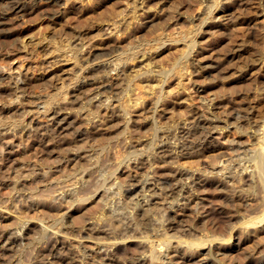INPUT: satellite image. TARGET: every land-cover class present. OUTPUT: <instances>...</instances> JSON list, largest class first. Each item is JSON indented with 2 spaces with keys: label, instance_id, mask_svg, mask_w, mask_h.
Wrapping results in <instances>:
<instances>
[{
  "label": "rangeland",
  "instance_id": "rangeland-1",
  "mask_svg": "<svg viewBox=\"0 0 264 264\" xmlns=\"http://www.w3.org/2000/svg\"><path fill=\"white\" fill-rule=\"evenodd\" d=\"M19 1H21L25 5H29L32 7L37 6V8L34 7V10L31 11L32 13L29 14L28 13H24L23 15L15 14L14 16H12L11 18L12 20L10 19L7 24L3 26L0 25V29L2 28L0 30V64L4 63L7 66H10V70H12V72L14 73L15 70H17V66L20 63H23L21 71H23L25 76L27 75L26 77L29 80L36 79L39 77H43L45 79V82H41V83L39 82V84L30 85L28 88L31 87L32 88L27 89L25 91V93L30 92V94L28 95L30 96L29 98H33L31 100H35V101L45 100V98H48L50 93L51 94L54 92L56 93L57 91H60L63 88L65 89L66 88L65 86L68 85L69 81L74 80L73 78H75V75L79 76L78 79L85 81L86 80L90 81L89 80L91 79L90 77H92V79L94 78L93 79L95 80L94 82L100 80L99 78H101L105 72V70L102 67H100V69L95 72L96 73L95 76L88 75L86 77L84 76L81 77L82 72H80L79 70L78 63L75 64L72 58L68 60H66L65 58L68 57L67 55L68 53L67 54L65 53V51L68 48H73L77 53V57H78L77 61L85 65H86V60H84L85 58L82 57L85 56L83 55V52H86V50H88L87 49L88 46L91 44L94 45V46L91 45L90 48V50L93 52L101 51L103 49L102 47L105 45L108 47L109 45H107L106 43H109L111 46L113 45L116 46L114 51L115 53L128 49L132 50L133 48H134L133 50L137 48L146 49V55L148 57L146 60L150 62L149 63L150 66L148 68H150L151 73H153L154 71V73L157 74V78L150 77V79L146 81V83H144L145 81H140L143 83L142 84L138 83V84L139 85L141 84L142 86H139L136 83V85L134 84V86L132 87V90H130L129 92L130 93L129 96H131L130 99L138 98V101H141L142 103L138 104V106H136L134 109L133 108L130 109L127 118H130V120L134 118L135 119L130 121L131 125L127 129L125 124L127 122L126 117H123L122 119V116L121 117L117 116L118 113H116L117 112L116 109L118 108L117 107L118 102L120 99L124 97L123 94L125 90L123 89L118 90L120 91V93L117 90L115 93L113 91L108 92V90H105V88L98 83L97 84L98 86H95L96 84L90 85L91 88L88 86L87 89L88 88L89 89L88 90L86 89V92L85 90L84 92H80L81 93L80 94L79 92L71 88L72 86H75L77 83L72 86L69 85L67 86L68 87L66 89L67 94L64 97V99L59 98L58 103L56 101L55 106L53 105V108L51 107L48 111L44 113L43 108L45 105L38 104L39 106L37 105L38 107H36V105H34V102L27 101L28 97L27 98H25L24 96L22 97L21 100L22 102L25 103H18L14 99L10 101L9 98H11V96L13 95L12 92L13 90L10 87L12 83L9 84V79H8L9 77L7 73L8 71L4 73L3 77L0 79V81L2 80L6 82V83L2 81L0 82V106H1L0 108H2L0 110V121H2L0 122L1 124L0 126L8 129L9 132L6 134H0V138L2 139L0 140V143H2L0 144V148H1L0 150H2L0 152L3 153L2 155H4V157L6 156L4 159L5 165L0 164V168L3 167L2 168L3 170L0 169V175L2 174L0 177L1 178L0 179V184H1L0 210L4 212L6 211V213H4L6 214L4 216L6 218L0 217V236L3 235L6 236L9 234V232L17 228L20 229L21 233L24 234V238L22 239L20 238L19 239L20 241L17 240L16 244H14L17 247L12 245L11 249H4V248L0 249V264H45V263L50 264L49 262H46L48 256H46L45 254L47 252V251L45 252V242L47 240L48 234L43 230V228L40 225L43 222L45 224L51 223L50 224L51 227L55 230L56 228L58 230L60 229L58 234L55 235L57 239V246L59 249L58 251H59L60 259L66 261L67 259L70 260V257H74V262L72 264L79 263L78 262V259L80 260L79 256L82 255L80 251H82V253L85 251L84 254L88 256L84 258L88 261L86 263L84 262L83 264H88V263L92 264L93 258L98 259L97 261H95L98 264L100 263L109 264L108 262H110V264H126V259H122V257L119 259L120 261L110 259V257L112 256L110 250L106 249L107 252L106 254L104 247H100L101 250H99L100 248H98V246L99 244L101 245L102 240L105 241L106 238L109 237V235L105 233L106 230H112V231L116 230L117 233L120 232L121 236L123 234L124 236H126L127 234L130 236L132 235L133 232L134 233L132 236H136V235L138 236L142 234H151V235L153 234L155 238L163 241L168 240L169 235L172 236L173 239L180 237L183 239H190V238L198 239L200 237L202 239H208L209 237L213 238L212 239L213 241H211L209 238L208 240H205L204 243L201 244L198 243L199 241L197 239L190 241L191 246L193 247V251L191 252H188L184 249L186 245L182 243L179 246L172 239L168 245L167 243L165 245L163 244V246L161 247L159 245H156V247H154L153 251L150 253L151 254L150 257H149V253H146L147 251L149 252L148 250L149 247L144 246L143 249L146 247V249L144 250L146 251L145 253L148 258L146 257L145 258L146 262L144 260V263L142 264H212V263L213 264H252L255 260H257L258 250L264 248L263 243L261 242L258 243V237L259 236L264 237V220H262L263 222L259 221L254 224H249L248 229L246 231L247 234H245L242 238H240L239 235L238 225L241 223L240 221L244 219H249V217L251 216L260 215L261 212H263L264 210V184H263L264 181H262L264 180V170L263 173L261 172L263 175L262 176L263 179L257 181L260 178L259 177L260 175H257L256 178L255 176L253 177V180H255V182L256 181L258 182V188H256L255 191L249 190L252 192L249 193V191L246 192V190H240V186L242 185V183L241 182L238 183L236 179L234 181L233 178L231 177V174L227 172L226 173L220 172L217 169H219L221 166L222 161L220 160H224L228 157L233 162V163L231 162L232 163L231 166L235 164L234 162H238V161H240L241 164L244 162H246L247 164V162H249L248 164L251 165L253 161L251 162L250 158L257 156L260 152L259 147L262 139L260 140V137L259 139L257 137L259 136L258 134L259 132H254L257 134V135L255 134L256 136L255 138L252 135L253 129L251 130L249 129L248 125L245 124L246 122H243V118L237 119L236 121L238 125H240V123L242 122L241 124L242 125L244 124L243 128L245 127L246 130L243 129L244 130L243 132H239L235 130L233 123H230L228 125L229 127L228 128L225 125L226 123L225 121H229V120L233 121L234 120L232 117L233 114L226 115L220 113L221 108H218V106H216L215 101L217 100H215V98H212L214 94L210 93L213 92L218 87L217 88L215 87L213 89L203 85L202 84L203 77H199L195 71H193L195 72V74L192 73L193 66H191V64H189L190 66H188V73L186 74L187 76L184 75L182 78V82L184 81L183 83H185L183 84V86L185 87H180L177 84V79L172 75L173 73L171 69L172 66L171 61L175 62V61H179V59L187 60L188 58L187 62L190 60L189 62L191 63V61L193 62L194 60V62L197 61V63L199 64V62L206 61L207 59L212 57L219 61L221 60L222 56H224L225 54H226L225 56H227V54L229 55V53L231 52L230 49H232L233 46L235 45L234 43L238 42L240 39L244 37H245V41H244L245 43H243V45L244 46L246 45L245 46L246 51H242L241 53L242 59L245 60V58H247V60H249L252 57H255L256 55L258 56L264 55V41L262 40V34L264 32V0L262 1L263 4L261 0H248L247 4L244 5L243 8L239 7L241 11L240 9L237 8L239 11L236 9L238 12L236 10L235 12H233L234 14H238L236 16L239 17V18L236 17L237 19L234 21L233 24L228 25L227 27L221 26L220 28H216L217 30L209 35L206 34L198 35L195 38L194 41L195 45L193 44V47L192 46L190 47V45L188 47L186 45L185 47L183 45V42L185 41L188 42L189 34L187 32L190 29L189 23L197 25V22L199 23L200 21H198L199 19L196 20L193 19V21L191 22L188 21L186 18L183 19L184 16L188 14V13H183V11H188L190 15L193 14L194 16H197L198 11L196 10V5H195L196 0H159L156 3H154L155 1L153 0L148 2L151 3L150 4L151 11L146 9V7H144V11L137 7L135 13L130 12L132 11V6H131L132 3H130L131 1L129 2V0H97L98 2L97 5L95 6L89 5V2L92 0L89 1L88 0H54V3L51 4L55 6L50 5L52 7V11H56L59 8L64 9V7H66L65 8L66 10H64L63 12V10L59 9L58 12L53 13V15L56 14V17H54L53 20L51 16H49L48 18L46 10L44 11L42 10L44 8V6H41V4H43V0L41 1L19 0ZM37 1L40 2L38 3ZM127 1L128 3L126 5ZM5 2H6L5 0H0V6L2 7V8L0 7V9L3 10V8L6 5ZM3 3L5 4L3 5ZM173 7L176 9H174ZM170 8H172V10L173 9L175 10L174 11L175 13H173L174 16L172 18L165 19L164 14L166 12H169ZM60 11H62L61 14ZM177 11L179 12L181 11V12L179 13ZM175 16H177V18ZM129 17H131L132 19H130ZM150 18H154L155 19L154 22L158 21L159 23L164 25L163 28H157L155 30H151L150 28L147 30L146 28H144L143 26L148 22ZM112 22H116L119 25L118 35H116L117 33L113 34L114 33L113 31L111 32L112 34L109 32ZM126 22H128L127 25ZM108 25L110 27L107 29ZM230 27H232L233 29ZM60 29H62V31ZM185 32L188 34L186 35L187 38L184 35ZM170 33L173 36L170 35ZM40 34L41 36L39 37ZM181 34H183V37H185V39H183V37L180 38V36H182ZM115 35L117 37H115ZM164 35L165 37H163ZM169 36H172V38L174 37L180 38V40L173 42V44H171L172 42L171 40L165 41L164 45L160 43L161 42L160 40H162L161 38H163L164 40L167 37L169 38ZM49 37L53 41L49 40ZM38 39H41L42 42H40V40ZM54 39L56 40V42ZM246 39L248 40L250 39V40L248 41ZM21 40H23V42ZM37 41H39V43ZM52 42L55 43L54 45L58 46L60 50L54 48L56 46H54ZM181 42H182V46L180 44ZM84 43L86 44L88 43V45L86 44L84 45ZM156 44L157 45L160 44V46L159 45L157 46ZM174 44L177 45L178 49L182 51L186 49L185 51H183L185 53H181V51H179L178 49L175 50V48H172L170 50L165 49L167 48V46L169 47ZM62 46L65 47L64 48L65 50L62 48ZM123 47H125V49ZM188 51H190V53H188ZM109 55L107 56L104 55L101 57L104 59ZM217 56L220 57L216 58ZM101 57L100 59H102ZM79 58L81 59L79 60ZM263 63L264 61L258 62V66H256L257 69L255 68L254 70L256 72H253V74L251 75L252 77H255L253 78L254 81L251 80L252 79L251 76L245 79V81L247 80V82L249 83L251 91L256 90L257 84H258V91L260 90L259 88L264 86ZM151 66L154 68H152ZM161 67L163 69H161ZM165 68L167 69L165 70ZM76 72L77 74H75ZM165 72L167 73L166 77L168 79L165 77L166 74ZM99 75L101 77H99ZM161 78L162 80H160ZM127 83L128 82L126 81L125 85ZM151 84L152 85L154 84L155 86L154 85L152 86ZM224 84L227 85V83ZM219 86H221V84ZM252 86H254V88ZM125 87L126 86H124V88ZM166 89H168L169 91L168 90L165 91ZM163 93L166 96L164 95L165 98L162 99L161 102H159V105L157 107L158 110L157 112L154 113L153 109L155 106V98L158 97V95L161 96ZM38 96L41 98L44 97V99L41 98L38 99ZM106 96H109L108 103L110 104L107 107L104 104H101L102 102H100L101 100L105 99ZM120 96L121 98L118 100ZM3 99L6 100L4 101ZM98 102H100V104H98ZM238 102L239 101H237V103ZM259 102L262 103V100H260ZM204 103L215 104V105L214 104L210 105L211 107L213 106L211 108L213 109L212 113H209L207 112V110H204V108H206L205 107L206 105ZM41 105H43V107ZM71 105H73V107ZM78 106L82 109L78 108ZM90 107H92V109L94 108L95 112L93 113L92 111L90 112L88 110ZM114 107L117 108L115 109ZM160 107H162L163 110ZM261 107H264L263 103L258 104V109L256 108L255 110H252V113L255 114L256 113L255 111L259 110V108ZM7 108H9L12 113L9 112L10 110ZM36 109L39 112L38 111L36 112ZM57 109L59 113H61V115L64 116V118H66L67 116L66 119L68 120V123L66 125L64 124L65 127L63 129V133L60 134L61 136L64 137V139L67 140V143L58 146L52 144L50 145L48 144L50 142L47 143L46 141L44 142L41 141L42 144L40 142L38 143V140L40 138L43 140L46 135L45 133L42 134L44 132V129L41 128H43L45 125H49V123L52 121L51 117L54 116L53 114L54 112L52 113L51 111L52 110L55 111ZM95 109H97L98 111H96ZM111 110L115 113V117H114V113L113 114L111 113L112 112ZM86 111H89L92 114ZM252 113H250L249 115L250 117H253ZM61 115H59V118L58 117L55 118V121L58 122V123L54 122L55 129H57L58 126H60L64 121L61 119L62 117ZM92 115H94V118L92 117ZM21 117L22 118L24 117L23 120L21 119ZM1 119L6 120L7 122ZM14 119L15 121L21 120L20 122L23 121V123L26 122L27 125H32V126L34 125L33 127L37 130L36 132L38 134L36 135L34 129V131H32L33 134H31V136L28 137L23 131V129H21L18 126H16L18 128H16L17 130L15 129L16 131L15 133L13 131V128H11ZM116 121L118 122V124H116ZM123 122L125 123L123 124ZM210 122L212 123L213 126L211 125ZM8 124H10V126ZM220 124H222L223 128H220L221 127ZM168 125L169 126L172 125V126L169 127ZM98 128L101 130H99ZM130 128L132 130H130ZM6 129H2V130H6ZM102 129L105 131H103ZM197 129L200 130L201 132L206 131L205 135L207 136L202 134L198 135ZM195 131L197 132L196 135H194V133H196ZM200 131L199 133H201ZM13 132L15 134H13ZM40 132L42 135L40 134ZM129 132H131L132 134ZM104 135L105 136L107 135L108 137H105ZM128 136L131 137L129 138ZM202 136H205V138L204 137L201 138ZM31 137H33L34 139L33 138L31 139ZM37 137L39 139H36ZM195 137L197 139H195ZM131 138L133 140H131ZM8 139L10 140L6 141ZM128 139H130V141ZM230 139L237 140L239 144H236V141ZM123 140L125 141L123 142ZM153 140L154 141L156 140L155 143ZM197 141L199 142L196 143ZM230 141L232 142L231 144ZM156 142H159L158 143L159 145ZM112 143L115 144L113 145ZM192 144H203L204 147L202 146L197 150L190 149V152L188 151L189 149L187 148L182 149L183 147ZM250 146H252V148L254 147L253 149H255L253 154H252L253 150L251 149ZM148 147H150L151 151L149 155L151 156L148 155V157H144L145 153H143V155L139 157V162L135 160L136 161L135 163V161H133V156L131 154L135 153L137 150L139 151H143V149L149 150ZM77 148L78 150H76ZM155 150L157 151L155 152ZM117 152L119 155H116ZM91 154H93L95 157L93 155L92 157ZM129 154L131 155V157L127 161L128 157L130 156ZM14 156H17L18 158ZM124 156H126V158H124ZM89 157L91 159H89ZM258 157L259 159L260 158L262 159L263 155L259 154ZM11 159L13 161H11ZM246 159L248 161H246ZM125 161L127 162L125 163ZM10 162L11 163L13 162L12 165L14 167L13 166L12 167L13 168L16 167L15 169H13L12 167L9 168L10 166H8V164ZM148 163L150 166L148 165ZM251 169H252L251 166H249V168H247L244 171V173L246 172L245 174H243L245 179L249 178L248 171H250ZM2 171L3 173H1ZM181 171H186L187 173L189 171L190 172L189 174H193V176L196 177L195 181L193 180L192 182H190L191 190L189 193L191 194L192 200L188 201L186 204L187 206L188 205H193V206L195 205V206L194 207L190 206L191 208L188 209L187 208L182 209L183 201L180 200L178 205L174 204L173 208L170 209L169 207H167L166 210L163 208V206L164 207L168 206L169 204L168 202L169 200H171V196L166 195L164 193L167 186H163V185L173 184L175 182L174 180H176L179 176L177 175V173ZM145 173H147L146 175L147 181L144 183V186L141 187L142 184L141 180L143 179ZM163 178L168 179L171 183L169 181L165 183ZM231 179L233 182L231 183V185L230 184L228 185L231 186L232 189L229 191V189H227V187H224V185L226 182L227 183L231 182L230 181ZM171 180L173 181V183ZM187 181L189 182L190 180L188 179ZM11 182L13 185H15L14 186L15 190ZM112 182L113 184L110 185V183ZM234 182L236 184L238 183L239 186H236ZM233 183L235 185H233ZM117 185L123 186L122 189H120L121 192L117 190L118 187ZM148 186H151L150 188L152 189H150ZM144 187L147 188V191L145 190ZM94 188L96 189L94 190ZM130 188L132 191H130L129 193L125 192L127 189ZM183 189L185 190H182V192L186 194L185 192L188 189L187 184L184 185ZM123 190L124 192H122ZM89 191L93 193L91 194ZM175 194L176 193H174V195ZM145 195H147L148 198L147 201H145L146 198V197L144 198ZM249 195L251 197H249ZM235 196L237 197L240 196L239 197L240 199L242 198L246 200V202L242 204V206L244 207H242V209L240 210L241 212L240 211L236 212L232 207L226 205L227 199L231 197L234 198ZM249 202H251L250 204L252 205H250ZM137 203L140 204L139 207H137L138 206ZM155 204L158 207L163 205L162 207L157 209V210L160 209L159 211L156 210L157 213L160 212L162 215H160L159 213V215L157 216L155 209H153L154 213L153 211H151L148 214V217H150L151 220L149 221L150 218L144 221L139 219L140 221L137 222L138 225L136 226V222L135 220H133L134 218H131L134 217L132 216V214L134 212L135 213L133 215L140 214L143 208H146L147 206L153 207ZM247 206L248 208L245 210L244 208ZM163 210L165 212V213L163 212L164 214L162 213ZM175 212H177V214ZM231 212H233L235 215L231 214ZM228 214H230L231 216H229ZM245 214L247 216H245ZM165 215L166 217L167 216L168 217L165 218ZM138 217L140 218V216ZM157 217L160 218V220ZM26 218L28 219V222H25ZM170 218L172 221L170 220ZM228 218L230 219L231 222L229 221ZM23 219H24L23 223L22 221H19ZM208 220H210L211 224L213 222V224L211 225L208 222ZM133 221L134 223H132ZM20 224L23 225L25 224L26 226H23L22 228ZM128 224L131 226L134 224L133 227L135 228V230L130 229L131 233L130 231L124 230L125 226H127ZM198 224L199 225L204 224L205 227L208 225L206 228V233L204 230L205 228L200 229L201 231L199 230ZM62 231L63 233H61ZM66 231L69 236L67 237L61 236L62 234H65ZM91 234H93V236ZM228 234L232 235L229 242L223 241ZM133 238L136 237H130V240H127L124 243V245L117 248V254L118 252L119 254L124 253L123 257L129 255L131 253V250L133 249L132 247L134 241H131V239ZM88 253H91V255L89 256ZM69 255L71 256L69 257ZM102 255L104 256V258ZM105 255H107L108 257L107 256L105 257ZM261 258L264 259V256H261ZM104 261H106V263Z\"/></svg>",
  "mask_w": 264,
  "mask_h": 264
},
{
  "label": "bare ground",
  "instance_id": "bare-ground-1",
  "mask_svg": "<svg viewBox=\"0 0 264 264\" xmlns=\"http://www.w3.org/2000/svg\"><path fill=\"white\" fill-rule=\"evenodd\" d=\"M6 2V5H5V7L3 8V10L2 9H0V25H5V24H7L8 23V21L12 18V16H14L15 14H24V13H32L31 11L32 10H34V7H32V6H29V5H25L24 3H22L21 1H19V0H5ZM31 1V0H30ZM29 1V2H30ZM41 1V0H40ZM39 1V2H40ZM89 1V0H88ZM131 1V2H130ZM149 1H153V0H148V1H146V0H129V2L130 3H132V11H130V12H132V13H135V10L137 9V7L138 8H140V9H142L143 11H144V7H146V9H148V10H150V8H151V3H148ZM155 2L154 3H156V2H158L159 0H154ZM247 1L248 0H196V3H195V5H196V10L198 11L197 12V16H194L193 14L192 15H190V13L188 12V11H183V13H188L186 16H184V18L183 19H187L188 21H193V19L194 20H196V19H199L198 21H200L199 23L197 22V25L196 24H192V23H189L190 24V29L188 30V34H189V36H188V42L187 41H185V42H183V45L186 47V45H187V47L190 45V47L192 46L193 47V44H194V41H195V38L198 36V35H200V34H206V35H209V34H211V33H213V32H215L217 29L216 28H220L221 26H228V25H231V24H233L234 23V21L237 19V18H239L238 16H236V15H238V14H234L233 12H235V10L238 8V9H240L239 7H242L243 8V6L244 5H246L247 4ZM263 0H261V2H262ZM38 2V1H37ZM38 2V3H39ZM56 2V1H55ZM97 0H92V1H90L89 2V5L90 6H95V5H97ZM161 2V1H160ZM5 3H3V5L5 4ZM28 3V2H27ZM42 3V2H41ZM51 3H54V0H43V4H41V6H44V8L42 9L43 11L44 10H46V12H47V16H48V18H49V16H51L52 17V20L54 19V17H56V14H54L53 15V13H56V12H58L59 11V9L58 10H56V11H52V7L50 6V5H53V4H51ZM62 3V2H61ZM66 3V2H65ZM127 3H128V1L126 2V5H127ZM153 3V4H154ZM162 4V3H161ZM262 4H263V2H262ZM37 5V4H36ZM68 5V4H67ZM88 5V6H89ZM158 5H160V4H158ZM163 5V4H162ZM53 6H55V5H53ZM153 6V5H152ZM1 7V6H0ZM58 7V6H57ZM2 8V7H1ZM35 8H37V6L35 7ZM42 8V7H41ZM41 8H39V9H41ZM66 7H64V9H60V10H63V12H64V10H66L65 9ZM126 8H127V6H126ZM158 8V7H157ZM174 8V7H173ZM245 8V7H244ZM125 9V8H124ZM174 9H176V8H174ZM172 10V8H170V10H169V12H166L165 14H164V16H165V19H169V18H172L173 16H174V14L173 13H175L174 11L175 10ZM237 9V10H238ZM47 10H49V11H47ZM236 10V11H237ZM244 10V9H243ZM37 11V10H36ZM120 11H123V10H120ZM142 11V12H143ZM151 11V10H150ZM149 11V12H150ZM239 11V10H238ZM237 11V12H238ZM240 11H241V9H240ZM46 12H45V14H46ZM61 12L62 11H60V14H61ZM146 12V11H145ZM177 12H179V11H177ZM181 12V11H180ZM179 12V13H180ZM126 13V12H125ZM132 13H130V14H132ZM182 13V14H183ZM59 14V15H60ZM123 14V13H122ZM45 16V15H44ZM46 16V17H47ZM126 16V15H125ZM133 16V15H132ZM151 16H152V14H151ZM17 17V16H16ZM51 17H50V20H51ZM61 17V16H60ZM155 17V16H154ZM176 18H177V16H175ZM180 17V16H179ZM237 17V18H236ZM18 18V17H17ZM62 18H64V17H62ZM61 18V19H62ZM125 18V17H124ZM130 19H132L131 17H129ZM175 18V19H176ZM60 19V18H59ZM12 20V19H11ZM127 20V19H126ZM154 18H150L149 20H148V22L143 26L144 28H146L147 30L150 28L151 30H155V29H157V28H163V26L164 25H162L161 23H159L158 21H156V22H154ZM122 21V20H121ZM54 22H55V20H54ZM119 22V21H118ZM11 23V22H10ZM125 23V22H124ZM123 23V24H124ZM127 23L128 22H126V25H127ZM112 25H111V28L109 29V32L111 33L112 31L114 32L113 34H116V35H118V28H119V25L116 23V22H112L111 23ZM192 24V25H191ZM78 26V25H77ZM193 26H194V28H193ZM233 26V25H232ZM110 26L108 25L107 26V29L109 28ZM125 27V26H124ZM105 28V27H104ZM230 28H232V27H230ZM2 29V28H1ZM0 29V30H1ZM130 29V28H129ZM233 29V28H232ZM231 29V30H232ZM61 31H62V29H60ZM59 30V31H60ZM230 30V31H231ZM60 31V32H61ZM227 31H228V29H227ZM58 32V31H57ZM224 32V31H223ZM55 33V32H54ZM63 33H64V31H63ZM186 32L184 33V35H185V37L187 38V36L186 35H188ZM193 33V34H192ZM226 33V32H225ZM228 33V32H227ZM56 34V33H55ZM106 34V33H105ZM112 34V33H111ZM164 34H166V33H164ZM169 34V33H168ZM60 35H63V34H60ZM107 35V34H106ZM115 35V37H117ZM170 35H172L171 33H170ZM182 36H180V38L181 37H183V34H181ZM41 36V34L39 35V37ZM46 36V35H45ZM55 36V35H54ZM58 36V35H57ZM168 36V35H167ZM173 36V35H172ZM172 36H169V38L167 37V38H165L164 40H163V38H161L162 40H163V42H162V40H160L161 42V44H163L164 45V42L165 41H167V40H171L172 42H171V44H173V42H176V41H178V40H180V38H172ZM175 36V35H174ZM61 37V36H60ZM163 37H165V35L163 36ZM185 37H183V39H185ZM42 38V37H41ZM58 38V37H57ZM57 38H55V39H57ZM65 38V37H64ZM46 39V38H45ZM54 39V40H55ZM61 39V38H60ZM183 39H181V40H183ZM31 40V39H30ZM38 40H40V42H42L41 41V39H38ZM43 40V39H42ZM49 40H51L50 39V37H49ZM49 40H47V41H49ZM246 40H248V39H246ZM250 40V39H249ZM248 40V41H249ZM262 40L264 41V32H263V34H262ZM22 42H23V40H21ZM51 41H53V40H51ZM65 41V40H64ZM245 41V37L244 38H242V39H240L238 42H236V43H234L235 45L233 46V48L232 49H230L231 50V52L229 53V55L227 54V56H222V58H221V60H216V59H214L213 57L212 58H209V59H207L206 61H203V62H199V64L197 63V61H196V59H195V61L196 62H194V60H193V62L191 61V63L188 61L187 62V60H188V58H187V60H181V59H179V61H175V62H173V61H171L172 62V66H171V69H172V75L177 79V84L180 86V87H185V86H183V84H185V83H183L182 82V78H183V76L184 75H186L187 73H188V66H190L189 64H191V66H193V69H192V73H194L195 74V72H196V74L199 76V77H203L202 78V81H203V85H205L206 87H210V88H217V89H215L213 92H210V93H212V94H214V96L212 97V98H215V100H217V101H215L216 103V106H218V108H221V110H220V113H223V114H233V121H231V120H229V121H225L226 123H225V125L228 127V125L230 124V123H233V126L235 127V130H237V131H239V132H243L244 130L243 129H245V127L243 128V125L240 123V125H238L237 124V119H240V118H243V122H246L245 124H247L248 125V127H249V129L251 130V129H253V133H252V135L256 138V136H255V134L256 133H254V132H259L258 134H259V136H257L258 137V139H259V137H260V140L262 139V141H261V144H260V152H259V149H258V152H259V154L260 155H263V158L261 159H259V157H258V155L257 156H254V157H249L250 159H251V165L250 164H248L249 162H247V164H246V162H244V163H240V161H238V162H234L235 164H233L232 166H231V164L233 163L232 161H231V159L229 158H226V159H224V160H220V161H222L221 162V166H220V168L219 169H217V170H219L220 172H227V173H229V174H231V177L233 178V180L235 181V179L238 181V183L239 182H241L242 183V185L240 186V190H246V192H248L249 190H256V188H258V182L257 181H259L260 179H263V175H262V173H263V170H264V107H261V108H259V110H256L255 112V114L254 113H252V110H255L256 108L258 109V104H264V86L263 87H261V88H259L260 90L258 91V84H257V88H256V90L255 91H251V89H250V86H249V83L247 82V80L245 81V79L246 78H249L252 74H253V72H256V71H254L255 70V68H256V66H258V62H260V61H264V55H256L255 57H250L251 59H249V60H247V58H245V60L244 59H242V57H241V53H242V51H246V49H245V46L243 45V43H245L244 42ZM38 43H39V41H37ZM55 42H56V40H55ZM130 42V41H129ZM170 42V41H169ZM262 42V41H261ZM20 43V42H19ZM32 43V42H31ZM37 43V44H38ZM53 43V42H52ZM64 43V42H63ZM88 43H89V41H88ZM88 43L86 44V43H84V45L86 44V45H88ZM93 43V42H92ZM36 44V45H37ZM55 43H53V45H54ZM56 44H58V43H56ZM107 45H109L108 47L105 45V46H103L102 48V50L101 51H99V52H93V51H91L90 50V48H91V45L92 46H94L93 44H91V45H89L88 46V50H86V52H83V55H85V56H82V57H84V58H82V59H84V60H86V65L85 64H83V63H79V61H77L78 60V57H77V53L75 52V50L73 49V48H68L66 51H65V53L68 55V57H65L66 58V60H68V59H73V61L75 62V64H77L78 63V66H79V70H80V72H82L81 73V77L82 76H84V77H86V76H91V75H93V76H95V72L97 71V70H99L100 69V67H102L104 70H105V72H104V74L102 75V77L99 75V77H101V78H99L100 80H97V82H94L95 80H93L92 79V77H90L91 79H89L90 81H88V80H81V79H78L79 78V76L77 75H75V78H73L74 80L73 81H69V83H68V85H66L65 87V89L63 88L62 90H60V91H57L56 93L54 92V93H50V95L48 96V98H45V100H39V101H35V100H31V99H33V98H29L30 96L28 95V94H30V92L29 93H25V91L27 90V89H31V88H28L30 85H33V84H39V82L41 83V82H45V79L43 78V77H39V78H36V79H31V80H29L25 75H24V73H23V71H21V68H22V66H23V63H20L18 66H17V70H15V72L13 73L12 72V70H10V66H7L6 64H4V63H1L0 64V79L3 77V75H4V73L6 72V71H8L7 73H8V79H9V84L10 83H12L11 85H10V87H11V89L13 90L12 92H13V95L11 96V98H9V100L10 101H12L13 99L15 100V101H17L18 103H25V102H22V97L24 96L25 98H27L28 100L27 101H29V102H34V105H36V107H38L39 105L38 104H43V105H45L44 106V108H43V112L45 113L46 111H48L51 107L53 108V105L55 106V104H56V101H57V103H58V100H59V98H62V99H64V97L66 96V94H67V86H72V85H75L76 83V85L75 86H72L71 88H73V90H75V91H77V92H84V90H85V92H86V89H87V87L89 86L90 87V85H93V84H96L95 86H98L97 84L99 83L101 86H103L104 88H105V90H108V92H116V90L118 91V90H125L124 91V94H123V98L122 99H120L121 98V96L118 98V100H119V102H118V108L116 109L115 107V109L117 110V112L116 113H118V115L117 116H122V119H123V117H126V119H127V122L125 123V122H123V124L125 123L126 124V128L128 129V127H130V125H131V122L130 121H132V120H134V119H132V120H130V118H127V115H128V113H129V111H130V109L131 108H135L136 106H138V104H141L142 102L141 101H138V98H135V99H130V97L131 96H129V92H130V90H132V87L134 86V84L136 85V83H137V85H139L138 83H143V82H140V81H145L144 83H146V81H148L149 79H150V77L152 78V77H156L157 78V74H155L154 73V71H153V73H151L150 72V68H148L150 65H149V63L150 62H148V60H146L148 57H147V55H146V49H141V48H137V45H136V48L137 49H135V50H130V49H128V50H123V51H120V52H117V53H115L114 51H115V45H113V46H111L109 43H106ZM170 44V43H169ZM181 44V46H182V42L180 43ZM255 44V43H254ZM23 45V44H22ZM36 45H35V47H36ZM83 45V44H82ZM83 45V46H84ZM157 45V44H156ZM155 45V46H156ZM159 46H160V44H158ZM157 45V46H158ZM168 45V44H167ZM195 45V44H194ZM54 46H56V45H54ZM71 46V45H70ZM78 46V45H77ZM139 46V45H138ZM140 46H142V45H140ZM22 47H24V46H22ZM61 47V46H60ZM79 47V46H78ZM78 47H76V48H78ZM119 47V46H118ZM144 47V46H143ZM34 48V47H33ZM54 48H56V49H59L60 50V48L58 47V46H56V47H54ZM53 48V49H54ZM62 48L64 49L65 47L64 46H62ZM124 49H125V47H123ZM159 48V47H158ZM163 48V47H162ZM172 48H175V50H177L178 49V46L177 45H172V46H167V48H165L166 50H170V49H172ZM181 48V47H180ZM231 48V47H230ZM55 49V50H56ZM84 49V48H83ZM104 49H106V50H104ZM157 49V48H156ZM183 49H185V48H183ZM197 49V48H196ZM65 50V49H64ZM81 50V49H80ZM179 51H181V53H185V52H183V51H185V50H180V49H178ZM192 50H193V48H192ZM32 51V50H31ZM57 51V50H56ZM149 51V50H148ZM229 51V50H228ZM252 51V50H251ZM250 51V52H251ZM35 52V51H34ZM59 52V51H58ZM63 52V51H62ZM157 52V51H156ZM255 52V51H254ZM33 53V52H32ZM60 53V52H59ZM81 53V52H80ZM159 53V52H158ZM178 53V52H177ZM176 53V54H177ZM187 53V52H186ZM188 53H190V51H188ZM31 54V53H30ZM34 54V53H33ZM110 54V55H109ZM176 54H175V56H176ZM256 54V53H255ZM60 55V54H59ZM66 55V56H67ZM107 56V55H109L108 57H106V58H102L101 56ZM178 55V54H177ZM181 55V54H180ZM253 55V54H252ZM63 56V55H62ZM61 56V57H62ZM100 57L102 58V59H100ZM179 57V56H178ZM190 57V56H189ZM220 57V56H219ZM218 56L216 57V58H219ZM240 57H241V59H240ZM245 57H247V56H245ZM99 58V59H98ZM173 58H174V56H173ZM176 58H177V56H176ZM180 58V57H179ZM81 58H79V60H80ZM194 59V58H193ZM152 60V59H151ZM244 60V61H243ZM199 61V60H198ZM81 62V61H80ZM154 62V61H153ZM156 62V61H155ZM73 63V62H72ZM152 63V62H151ZM264 64V63H263ZM154 65V64H153ZM77 66V65H76ZM38 67H39V65H38ZM152 67V66H151ZM163 67V66H162ZM161 67V69H163ZM152 68H154V67H152ZM158 69V68H157ZM167 68H165V70H166ZM169 69V68H168ZM257 69V68H256ZM78 70V69H77ZM102 70V69H101ZM101 70H100V72H101ZM103 70V71H104ZM152 71V70H151ZM156 71V70H155ZM162 71V70H161ZM168 71V70H167ZM193 71H195V72H193ZM229 72V73H228ZM157 73H158V71H157ZM166 73V72H165ZM75 74H77V72L75 73ZM79 74V73H78ZM169 74V73H168ZM171 74V73H170ZM80 75V74H79ZM98 75V74H97ZM164 75V74H163ZM166 75H167V73L165 74V77H166ZM172 75H171V77H172ZM189 75V74H188ZM256 75H257V73H256ZM74 76V75H73ZM159 76H161V75H159ZM187 76V75H186ZM6 77H7V75H6ZM164 77V78H165ZM252 77V76H251ZM163 78V79H164ZM167 78V77H166ZM253 78H255V77H252V79L251 80H253ZM5 79V78H4ZM8 79H6V80H8ZM168 79V78H167ZM166 79V80H167ZM44 80V81H43ZM160 80H162V78L160 79ZM2 81V80H1ZM0 81V82H1ZM62 81V80H61ZM79 81V82H78ZM128 82L126 85H125V82ZM136 81V82H135ZM158 81V80H157ZM254 81V80H253ZM2 82H4V81H2ZM250 82V81H249ZM4 83H6V82H4ZM61 83V82H60ZM224 83H227V85H225ZM253 83V82H252ZM252 83H251V85H252ZM47 84V83H46ZM139 85V86H142V85ZM149 84V83H148ZM221 84V86H219ZM254 84V83H253ZM152 85V84H151ZM154 85V84H153ZM152 85V86H153ZM42 86H44V85H42ZM58 86V85H57ZM95 86H92V87H95ZM124 86H126L125 88H124ZM155 86V85H154ZM255 86V85H254ZM254 86H252L253 88H254ZM158 87V86H157ZM260 87V86H259ZM5 88V87H4ZM46 88V87H45ZM48 88V87H47ZM91 88V87H90ZM141 88V87H140ZM3 89V88H2ZM89 89V88H88ZM87 89V90H88ZM101 89H103V88H101ZM161 89V88H160ZM4 90V89H3ZM7 90H9V89H7ZM105 90H102V91H105ZM149 90V89H148ZM168 89H166L165 91H167ZM178 90H179V88H178ZM29 91H31V90H29ZM99 91V90H98ZM156 91V90H155ZM169 91V90H168ZM7 92V91H6ZM9 92V91H8ZM100 92V91H99ZM107 92V91H106ZM119 93H120V91H118ZM151 92V91H150ZM164 92V91H163ZM179 92V91H178ZM47 93H48V91H47ZM97 93V92H96ZM143 93V92H142ZM161 93V92H160ZM81 94V93H80ZM100 94V93H99ZM5 95V94H4ZM83 95V94H82ZM81 95V96H82ZM108 95H110V94H108ZM117 95H118V93H117ZM148 95V94H147ZM161 95V94H160ZM164 93L161 95V96H159L158 95V97H156L155 98V106H154V109H153V112L155 113V112H157V107H158V105H159V102H161V100L162 99H164L165 97H164ZM205 95V94H204ZM6 96V95H5ZM47 96V95H46ZM75 96H76V94H75ZM80 96V95H79ZM94 96V95H93ZM133 96V95H132ZM135 96H136V94H135ZM166 96V95H165ZM33 97V96H32ZM112 97V96H111ZM117 97V96H116ZM141 97V96H140ZM208 97V96H207ZM37 98V97H36ZM35 98V99H36ZM39 98H41V97H39L38 96V99ZM99 98V97H98ZM109 96H106L105 97V99H103V100H101L100 102H102L101 104H104L106 107L108 106V105H110L108 102H109ZM204 98V97H203ZM239 98V99H238ZM2 99V98H1ZM41 99H44V97L43 98H41ZM167 99V98H166ZM205 99V98H204ZM4 100V99H3ZM6 100V99H5ZM4 100V101H5ZM81 100V99H80ZM79 100V101H80ZM99 100V99H98ZM207 100V99H206ZM239 101L238 103H237V101ZM260 100H262V103H260L259 101ZM8 101V100H7ZM26 101V100H25ZM212 101V100H211ZM63 102V101H62ZM100 102H98V104H100ZM210 102V101H209ZM6 103V102H5ZM4 103V104H5ZM15 103V102H14ZM60 103V102H59ZM78 103V102H77ZM94 103V102H93ZM165 103V102H164ZM3 104V103H2ZM87 104V103H86ZM97 104V105H98ZM111 104H112V102H111ZM162 104V103H161ZM203 104V103H202ZM205 104V103H204ZM212 104H214V103H209V104H205L206 106V108H204V110H207V112H209V113H212V110L213 109H211L212 107L210 106V105H212ZM214 104V105H215ZM6 105V104H5ZM19 105V104H18ZM17 105V106H18ZM38 105V106H37ZM43 105H41L42 107H43ZM60 105V104H59ZM82 105V104H81ZM80 105V106H81ZM95 105V104H94ZM15 106V105H14ZM72 107H73V105H71ZM87 106V105H86ZM101 106V105H100ZM1 107V106H0ZM62 107V106H61ZM68 107H70V106H68ZM67 107V108H68ZM75 107V106H74ZM167 107V106H166ZM165 107V108H166ZM260 107V106H259ZM78 108H80L79 106H78ZM77 108V109H78ZM87 108V107H86ZM149 108V107H148ZM162 110H163V108L162 107H160ZM2 108H0V110H1ZM7 109H9V108H7ZM42 109V108H41ZM41 109H39V110H41ZM69 109V108H68ZM72 109V108H71ZM76 109V108H75ZM80 109H82V108H80ZM168 109V108H167ZM10 110V109H9ZM79 110V109H78ZM84 110V109H83ZM90 112L92 111V113L93 112H95L94 111V108L92 109V107H90L89 109H88ZM96 111H98L97 109H95ZM113 110V109H112ZM111 110V111H112ZM161 110V111H162ZM165 110V109H164ZM215 110V109H214ZM7 111V110H6ZM14 111V110H13ZM26 111V110H25ZM38 110L36 109V112H37ZM89 111H86V112H89ZM190 111V110H189ZM9 112H11V110L9 111ZM39 112V111H38ZM42 112V111H41ZM53 114H54V116H50L51 117V122L49 123V125H45L43 128H41V129H44V132L42 133V134H46L45 135V137H44V139L42 140L41 138L39 139L38 137L36 138V139H39L38 140V143L40 142L41 143V141H46L47 143L48 142H50V143H48V144H52V145H55V146H58V145H62V144H64V143H67V140L66 139H64V137L63 136H61L60 134L61 133H63V129H64V124L66 125L67 123H68V120L66 119L67 118V116H66V118H64V116H62L61 115V113H59V111H58V109L57 110H55V111H51ZM73 112V111H72ZM76 112V111H75ZM89 112V113H90ZM109 112H110V110H109ZM206 112V111H205ZM12 113V112H11ZM92 113H90V114H92ZM112 114L114 113L113 111L111 112ZM250 113H252L253 115V117H250L249 115H250ZM22 114H23V112H22ZM56 114V115H55ZM61 115L60 117H61V119L62 120H64L63 121V123L60 125V126H58V128L57 129H55V126H54V122H57V121H55V118H59V115ZM88 114V113H87ZM90 114H89V117H90ZM97 114V113H96ZM131 114V113H130ZM151 114V113H150ZM157 114V113H156ZM190 114V113H189ZM205 114V113H204ZM215 114V113H214ZM58 115V116H57ZM100 115V114H99ZM145 115V114H144ZM187 115V114H186ZM200 115V114H199ZM206 115V114H205ZM213 115V114H212ZM83 116V115H82ZM217 116V115H216ZM219 116V115H218ZM85 117V116H84ZM92 117L94 118V115H92ZM114 117H115V113H114ZM131 117V116H130ZM145 117V116H144ZM2 118V117H1ZM17 118H19V117H17ZM24 118V117H23ZM23 118L21 117V119L23 120ZM137 118V117H136ZM69 119V118H68ZM109 119V118H108ZM114 119V118H113ZM121 119V118H120ZM139 119V118H138ZM202 119V118H201ZM225 119V118H224ZM1 120H3V119H1ZM84 120V119H83ZM88 120V119H87ZM118 120V119H117ZM205 120H207V119H205ZM242 120V119H241ZM3 121H6V120H3ZM14 122L12 123V126H11V128H13V131L16 133V131H15V129L16 128H18V127H20L21 129H23V131L25 132V134L29 137V136H31V134H33L32 133V131H34V125L32 126V125H27V123L25 122V123H23V121L22 122H20V121H15V119L13 120ZM73 121V120H72ZM86 121V120H85ZM120 121V120H119ZM126 121V120H125ZM135 121H137V120H135ZM186 121V120H185ZM189 121V120H188ZM240 121V120H239ZM0 122H2V121H0ZM7 122V121H6ZM10 122H11V119H10ZM61 122V121H60ZM115 122V121H114ZM191 122V121H190ZM58 123V122H57ZM95 123V122H94ZM211 123V122H210ZM3 124H5V123H3ZM7 124V123H6ZM28 124H29V122H28ZM32 124V123H31ZM90 124H92V123H90ZM111 124V123H110ZM116 124H118V122L116 121ZM115 124V125H116ZM122 124V125H123ZM155 124V123H154ZM176 124V123H175ZM1 125V124H0ZM9 126H10V124H8ZM88 125V124H87ZM114 125V124H113ZM112 125V126H113ZM121 125V126H122ZM137 125V124H136ZM173 125V124H172ZM172 125H170V126H172ZM181 125V124H180ZM200 125V124H199ZM207 125V124H206ZM211 125H212V123H211ZM218 125V124H217ZM217 125H215V126H217ZM221 125V127L220 128H223V126H222V124H220ZM16 126H18V127H16ZM91 126V125H90ZM94 126V125H93ZM121 126H120V128H121ZM135 126V125H134ZM160 126V125H159ZM169 126V125H168ZM167 126V127H168ZM169 126V127H170ZM204 126H205V124H204ZM210 126V125H209ZM213 126V125H212ZM231 126V125H230ZM7 127V126H6ZM42 127V126H41ZM98 127V126H97ZM100 127V126H99ZM115 127V126H114ZM119 127V126H118ZM123 127V126H122ZM141 127V126H140ZM167 127H166V129H167ZM168 127V128H169ZM203 127V126H202ZM226 127V128H227ZM11 128H10V130H11ZM125 128V129H126ZM133 128V127H132ZM229 128V127H228ZM2 129H6V128H4V127H1L0 126V134H6V133H8L9 131H8V129H6V130H2ZM90 129V128H89ZM96 129V128H95ZM99 129V128H98ZM107 129V128H106ZM136 129V128H135ZM144 129V128H143ZM156 129V128H155ZM207 129V128H206ZM17 130V129H16ZM92 130H94V129H92ZM99 130H101V129H99ZM103 130V129H102ZM130 130H132L131 128H130ZM157 130V129H156ZM160 130H163V129H160ZM198 130V129H197ZM226 130V129H225ZM234 130V131H235ZM246 130V129H245ZM37 130L35 129V131L34 132H36ZM103 131H105V130H103ZM102 131V132H103ZM116 131V130H115ZM159 131V130H158ZM199 131L200 130H198V135L200 134H202V135H205V132L204 131H200L201 133H199ZM228 131V130H227ZM13 132V134H15ZM39 132V131H38ZM82 132V131H81ZM84 132H85V130H84ZM132 132V131H131ZM131 132H129V133H131ZM140 132H141V130H140ZM143 132H145V131H143ZM161 132V131H160ZM165 132V131H164ZM196 132V131H195ZM11 133V132H10ZM20 133V132H19ZM83 133V132H82ZM89 133V132H88ZM108 133V132H107ZM120 133V132H119ZM122 133V132H121ZM128 133V134H129ZM188 133V132H187ZM191 133V132H190ZM208 133V132H207ZM206 133V134H207ZM38 133L36 132V135H37ZM40 134H41V132H40ZM41 134V135H42ZM79 134V133H78ZM128 134H126V135H128ZM132 134V133H131ZM142 134V133H141ZM197 134V132L196 133H194V135H196ZM239 134V133H238ZM64 135V134H63ZM91 135V134H90ZM109 135V134H108ZM145 135V134H144ZM189 135V134H188ZM250 135V134H249ZM257 135V134H256ZM92 136V135H91ZM90 136V137H91ZM95 136H97V135H95ZM94 136V137H95ZM100 136V135H99ZM101 136H103V135H101ZM105 136V135H104ZM119 136V135H118ZM142 136V135H141ZM158 136H160V135H158ZM193 136V135H192ZM205 136H207V135H205ZM205 136H202L201 138H205ZM70 137V136H69ZM81 137V136H80ZM84 137V136H83ZM87 137H88V135H87ZM86 137V138H87ZM105 137H108L107 135L105 136ZM116 137V136H115ZM129 137V136H128ZM131 137V136H130ZM129 137V138H130ZM136 137V136H135ZM154 137V136H153ZM157 137V136H156ZM155 137V138H156ZM197 137V136H196ZM195 137V139H197ZM33 137H31V139H32ZM76 138V137H75ZM82 138V137H81ZM85 138V139H86ZM92 138V137H91ZM98 138V137H97ZM125 138V137H124ZM123 138V139H124ZM154 138V139H155ZM231 138H233V137H231ZM249 138V137H248ZM34 139V138H33ZM135 139V138H134ZM138 139H139V136H138ZM159 139V138H158ZM229 139V138H228ZM0 140H2L1 138H0ZM10 139H8V140H6V141H9ZM25 140V139H24ZM71 140V139H70ZM69 140V141H70ZM74 140V139H73ZM72 140V141H73ZM83 140V139H82ZM87 140V139H86ZM105 140V139H104ZM104 140H102V141H104ZM108 140V139H107ZM129 141H130V139H128ZM131 140H133L132 138H131ZM163 140V139H162ZM230 140H233V139H230ZM243 140V139H242ZM248 140V139H247ZM98 141H100V140H98ZM97 141V142H98ZM120 141V140H119ZM125 140H123V142H124ZM128 141V142H129ZM135 141V140H134ZM146 141V140H145ZM154 141V140H153ZM156 141V140H155ZM155 141H154V143H155ZM165 141V140H164ZM200 141V140H199ZM199 141H197L196 143H198ZM233 141H236V144H239V142H237V140H233ZM240 141V140H239ZM22 142V141H21ZM28 142V141H27ZM34 142V141H33ZM76 142V141H75ZM122 142V141H121ZM120 142V143H121ZM139 142V141H138ZM143 142V141H142ZM160 142V141H159ZM159 142H156L157 144L159 143ZM243 142V141H242ZM245 142V141H244ZM248 142V141H247ZM4 143V142H3ZM18 143V142H17ZM83 143V142H82ZM135 143V142H134ZM232 142L230 141V144H231ZM234 143V142H233ZM257 143V142H256ZM0 144H2V143H0ZM6 144H7V142H6ZM11 144V143H10ZM42 144V143H41ZM77 144H78V142H77ZM76 144V145H77ZM80 144V143H79ZM90 144V143H89ZM113 144V143H112ZM115 144V143H114ZM113 144V145H114ZM122 144V143H121ZM120 144V145H121ZM143 144V143H142ZM150 144H151V142H150ZM152 144H153V142H152ZM165 144V143H164ZM164 144H163V146H164ZM169 144V143H168ZM185 144V143H184ZM205 144V143H204ZM235 144V143H234ZM240 144H242V143H240ZM5 145V144H4ZM46 145V144H45ZM66 145H68V144H66ZM73 145V144H72ZM110 145V144H109ZM119 145V144H118ZM149 145V144H148ZM156 145V144H155ZM159 145V144H158ZM3 146V145H2ZM19 146V145H18ZM31 146V145H30ZM65 146V145H64ZM75 146V145H74ZM92 146V145H91ZM111 146V145H110ZM109 146V147H110ZM147 146V145H146ZM183 146H186V145H183ZM203 146V144H192V145H187L186 147H183L182 149H185V148H187V149H189L188 151L190 152V149H193V150H197V149H199V148H201ZM47 147V146H46ZM53 147V146H52ZM51 147V148H52ZM66 147V146H65ZM68 147V146H67ZM76 147V146H75ZM95 147V146H94ZM113 147V146H112ZM117 147V146H116ZM158 147V146H157ZM204 147V146H203ZM251 147V149L253 150L252 151V154H253V152H254V150L255 149H253L254 147H255V145H254V147L252 148V146H250ZM6 148V147H5ZM10 148V147H9ZM31 148V147H30ZM32 148H33V146H32ZM40 148V147H39ZM45 148V147H44ZM62 148H63V146H62ZM101 148H103V147H101ZM105 148H107V147H105ZM120 148V147H119ZM145 148V147H144ZM149 148V150L147 149V150H145V149H143V151H139V150H137L135 153H133V154H131L132 156H133V161H138L139 162V157H141L142 155H143V153H145L144 155V157H148V155L150 154V147H148ZM1 149V148H0ZM3 149H4V147H3ZM11 149V148H10ZM23 149V148H22ZM41 149H42V147H41ZM166 149H168V148H166ZM206 149V148H205ZM237 149V148H236ZM250 149V148H249ZM6 150V149H5ZM40 150V149H39ZM46 150V149H45ZM52 150V149H51ZM76 150H78V148L76 149ZM118 150V149H117ZM0 151H2V150H0ZM50 151V150H49ZM60 151V150H59ZM58 151V152H59ZM68 151H70V150H68ZM115 151H116V149H115ZM135 151V150H134ZM146 151V152H145ZM157 150H155V152H156ZM164 151V150H163ZM171 151V150H170ZM173 151H174V149H173ZM114 152V151H113ZM129 152V151H128ZM176 152V151H175ZM201 152V151H200ZM60 153V152H59ZM93 153V152H92ZM107 153V152H106ZM109 153V152H108ZM116 153V152H115ZM120 153V152H119ZM123 153V152H122ZM122 153H121V155H122ZM167 153H168V151H167ZM187 153V152H186ZM3 153L2 152H0V164L2 165V164H4V159H5V157H4V155H2ZM74 154H75V152H74ZM81 154V153H80ZM87 154V153H86ZM94 154V153H93ZM93 154H91V156L93 155ZM111 154V153H110ZM127 154V153H126ZM152 154V153H151ZM251 154V155H252ZM60 155V154H59ZM82 155V154H81ZM84 155V154H83ZM109 155V154H108ZM114 155V154H113ZM116 155H119L118 154V152H117V154ZM130 155V154H129ZM131 155L128 157V159H127V161L130 159V157H131ZM7 156H8V154H7ZM67 156H68V154H67ZM72 156V155H71ZM90 156V155H89ZM94 156V155H93ZM92 156V157H93ZM103 156V155H102ZM101 156V157H102ZM149 156H151V155H149ZM153 156V155H152ZM244 156V155H243ZM14 157H17V156H14ZM64 157V156H63ZM81 157V156H80ZM95 157V156H94ZM18 158V157H17ZM70 158V157H69ZM86 158H88V157H86ZM110 158H112V157H110ZM124 158H126V156H124ZM223 158V157H222ZM248 158V159H249ZM13 159V158H12ZM11 159V161H13ZM64 159V158H63ZM76 159V158H75ZM89 159H91L90 157H89ZM94 159V158H93ZM118 159H119V157H118ZM123 159V158H122ZM132 159V158H131ZM240 159V158H239ZM3 160V161H2ZM66 160V159H65ZM114 160H115V158H114ZM146 160V159H145ZM241 160V159H240ZM10 161V160H9ZM16 161V160H15ZM95 161V160H94ZM99 161H100V159H99ZM127 161H125V163L127 162ZM136 161H135V163H136ZM246 161H248L247 159H246ZM89 162H91V161H89ZM104 162V161H103ZM149 162V161H148ZM232 162V163H231ZM243 162V161H242ZM8 163V162H7ZM13 163V162H12ZM12 163L10 162L9 164H8V166H10L9 168H11L13 165H12ZM19 163V162H18ZM94 163V162H93ZM98 163H100V162H98ZM120 163H121V160H120ZM128 163H130V162H128ZM141 163H142V161H141ZM95 164V163H94ZM5 165V164H4ZM123 165H125V164H123ZM145 165V164H144ZM148 165H149V163H148ZM7 166V167H8ZM146 166V165H145ZM150 166V165H149ZM249 166H251V170L250 171H248L249 172V178L248 179H245L244 178V175L243 174H245L244 173V171L247 169V168H249ZM14 167V166H13ZM12 167V168H13ZM117 167H118V165H117ZM126 167V166H125ZM3 168V167H2ZM2 168H0V169H2ZM16 168V167H15ZM15 168H13V169H15ZM21 168V167H20ZM94 168V167H93ZM47 169V168H46ZM3 170V169H2ZM17 170V169H16ZM15 170V171H16ZM43 170V169H42ZM116 170V169H115ZM150 170V169H149ZM148 170V171H149ZM19 171V170H18ZM44 171H45V169H44ZM90 171V170H89ZM20 172V171H19ZM34 172V171H33ZM150 172V171H149ZM262 172V173H261ZM1 173H3V171L1 172ZM21 173V172H20ZM43 173V172H42ZM190 172L188 171V173L186 172V171H181V172H178L177 173V175H179L178 176V178L176 179V180H174L175 182L173 183V181H172V183L173 184H167V185H163V186H167L166 187V189H165V191H164V193L166 194V195H169V196H171V200H169V204H168V206H163V208L164 209H166L167 207H169L170 209L171 208H173V206H174V204H179V202H180V200H182L183 201V206H182V209H185V208H191V207H194L193 205H186L187 204V202L188 201H190V200H192V197H191V194L189 193L190 192V190H191V186H190V182H192L193 180L195 181L196 179V177H194L193 176V174H189ZM206 173V172H205ZM208 173H210V172H208ZM224 173V174H225ZM29 174V173H28ZM28 174H26V175H28ZM112 174H113V172H112ZM111 174V175H112ZM161 174V173H160ZM207 174V173H206ZM221 174V173H220ZM223 174V173H222ZM2 175V174H1ZM1 175H0V177H1ZM91 175V174H90ZM146 175H147V173H145V175H144V177H143V179L141 180V187H143L144 186V183L147 181V178H146ZM209 175V174H208ZM257 175H260L259 177V179L255 182V180H253V177L255 176V178H256V176ZM43 176V175H42ZM45 176V175H44ZM77 176V175H76ZM151 176V175H150ZM237 176V177H236ZM247 176V175H246ZM245 176V177H246ZM17 177V176H16ZM174 177H175V175H174ZM203 177H204V175H203ZM198 178V177H197ZM247 178V177H246ZM254 178V179H255ZM1 179V178H0ZM78 179V178H77ZM87 179V178H86ZM85 179V180H86ZM159 179V178H158ZM164 179V178H163ZM172 179H174V178H172ZM190 180L189 182L187 181V180ZM199 179V178H198ZM205 179H207V178H205ZM15 180V179H14ZM17 180H18V178H17ZM64 180H65V178H64ZM74 180V179H73ZM106 180V179H105ZM138 180V179H137ZM204 180V179H203ZM229 180V179H228ZM69 181V180H68ZM103 181V180H102ZM112 181H113V178H112ZM148 181H150V180H148ZM160 181V180H159ZM163 181V180H162ZM169 180L168 179H164V182L166 183V182H168ZM199 181V180H198ZM219 181V180H218ZM231 182H226L225 183V185H224V187H227V189H229V191L232 189L231 188V186H229L228 184H230L231 185V183L233 182L232 181V179L230 180ZM236 181V182H237ZM262 181H264V180H262ZM4 182V181H3ZM71 182V181H70ZM75 182V181H74ZM77 182V181H76ZM154 182V181H153ZM170 182V181H169ZM224 182V181H223ZM222 182V183H223ZM254 182H255V184H254ZM91 183V182H90ZM103 183V182H102ZM101 183V184H102ZM117 183V182H116ZM133 183V182H132ZM155 183V182H154ZM171 183V182H170ZM219 183V182H218ZM235 183V182H234ZM233 183V185H235ZM238 183L236 184V186H239L238 185ZM261 183V182H260ZM11 184H12V182H11ZM68 184V183H67ZM113 184V182L112 183H110V185H112ZM161 184V183H160ZM185 184H187V187H188V189L186 190V194H184L183 192H182V190H185V189H183V187H184V185ZM200 184V183H199ZM263 184H264V182H263ZM1 185V184H0ZM140 185V184H139ZM8 186H10V185H8ZM12 186H13V188H14V186L15 185H13L12 184ZM17 186V185H16ZM70 186V185H69ZM87 186V185H86ZM90 186H92V185H90ZM102 186V185H101ZM105 186V185H104ZM118 186V185H117ZM116 186V187H117ZM133 186V185H132ZM152 186V185H151ZM151 186H148L149 188L151 187ZM158 186H161V185H158ZM162 186V187H163ZM121 187V188H120ZM122 187L123 186H118L117 187V190L118 191H120V189H122ZM13 188H12V190H13ZM19 188V187H18ZM54 188V187H53ZM126 188V187H125ZM132 188V187H131ZM131 188L130 189H125L126 191L125 192H127V193H129L130 191H132L131 190ZM140 188V187H139ZM145 188V187H144ZM161 188V187H160ZM193 188V187H192ZM238 188V187H237ZM10 189H11V187H10ZM17 189V188H16ZM21 189V188H20ZM83 189V188H82ZM96 188H94V190H95ZM99 189V188H98ZM97 189V190H98ZM105 189V188H104ZM135 189V188H134ZM150 189H152V188H150ZM150 189H148V190H150ZM153 189H155V188H153ZM163 189V188H162ZM14 190H15V188H14ZM80 190V189H79ZM78 190V191H79ZM139 190V189H138ZM141 190V189H140ZM145 190L147 191V188H145ZM234 190H235V188H234ZM145 191V192H146ZM10 192H12V191H10ZM80 192V191H79ZM90 192V191H89ZM121 192V191H120ZM122 192H124V190L122 191ZM134 192V191H133ZM137 192V191H136ZM152 192V191H151ZM162 192V191H161ZM251 191H249V193H250ZM82 193V192H81ZM84 193V192H83ZM88 193V192H87ZM91 193V192H90ZM89 193V194H90ZM93 193V192H92ZM91 193V194H92ZM94 193H95V191H94ZM135 193V192H134ZM153 193H155V192H153ZM152 193V194H153ZM163 193V194H164ZM174 193H176L175 195H174ZM240 193H242V192H240ZM252 193V192H251ZM246 194V193H245ZM253 194H255V193H253ZM154 195V194H153ZM237 195V194H236ZM256 195H257V193H256ZM86 196V195H85ZM92 196V195H91ZM123 196H124V194H123ZM241 196V195H240ZM240 196H235L234 198H228L227 199V203H226V205H229L230 207H232L236 212H238V211H240L241 209H242V207H244V206H242V204H244L245 202H246V200H244V199H240L239 197ZM146 197V198H145ZM248 197V196H247ZM249 197H251L250 195H249ZM248 197V198H249ZM255 197V196H254ZM81 198V197H80ZM144 198H145V201H147L148 200V198H147V195H145L144 196ZM169 198V197H168ZM194 198V197H193ZM225 199H226V197H225ZM251 199V198H250ZM249 199V200H250ZM256 199H257V196H256ZM69 200V199H68ZM71 200V199H70ZM83 200V199H82ZM194 200V199H193ZM140 201H141V199H140ZM190 203V202H189ZM251 202H249V204H250ZM255 203V202H254ZM253 203V204H254ZM71 204H72V202H71ZM133 204V203H132ZM136 204V203H135ZM224 204H225V202H224ZM223 204V205H224ZM137 207H139L140 206V204L139 203H137ZM141 205H142V202H141ZM250 205H252V204H250ZM162 206H160V207H162ZM191 206V207H190ZM225 206V205H224ZM160 207H158L156 204L153 206V207H146V208H143L142 209V211H141V213L140 214H135V215H133L132 214V216H134V217H131V218H134L133 220H135V222H136V226L138 225L137 224V222H139L140 220L139 219H141V220H146V219H148V218H150V217H148V214L151 212V211H153V209H155V212L157 213V211H159V210H157L158 208H160ZM229 207V208H230ZM251 207V206H250ZM132 208V207H131ZM136 208V207H135ZM168 208V209H169ZM248 208V206L247 207H245L244 209L246 210ZM2 209V208H1ZM139 209V208H138ZM162 209V208H161ZM182 209H181V211H182ZM186 209V210H187ZM219 209V208H218ZM225 209V208H224ZM223 209V210H224ZM157 210V211H156ZM167 210V209H166ZM165 210V211H166ZM174 210V209H173ZM223 210H220V211H223ZM136 211V210H135ZM177 211V210H176ZM164 212V210L162 211V213ZM218 212V211H217ZM241 212V211H240ZM239 212V213H240ZM250 212V211H249ZM4 213H6V211L4 212V211H2V210H0V217L1 218H6V217H4L6 214H4ZM137 213V212H136ZM153 213H154V211H153ZM155 213V214H156ZM159 213L160 212H158L157 213V216L159 215ZM165 213V212H164ZM163 213V214H164ZM176 214H177V212H175ZM222 213V212H221ZM220 213V214H221ZM242 213H243V211H242ZM245 213V212H244ZM231 214H234L233 212H231ZM249 214V213H248ZM160 215H162L161 213H160ZM170 215V214H169ZM229 216H231L230 214H228ZM235 215V214H234ZM233 215V216H234ZM250 215V214H249ZM138 216H140V218L138 217ZM245 216H247L246 214H245ZM163 217V216H162ZM168 217V216H167ZM166 217V215H165V218H167ZM170 217V216H169ZM136 218V219H135ZM153 218V217H152ZM158 218V217H157ZM175 218V217H174ZM159 220H160V218H158ZM229 219V218H228ZM242 219V218H241ZM132 220V219H131ZM151 220V218L149 219V221ZM163 220H164V218H163ZM162 220V221H163ZM170 220H171V218H170ZM262 220H264V210H263V212H261V214L260 215H255V216H251V217H249V219H244V220H242V221H240L241 223L238 225V230H239V235H240V238H242L245 234H247L246 233V231H247V229H248V226H249V224H254V223H256V222H261ZM19 221H22V223H23V221H24V219L23 220H19ZM172 221V220H171ZM212 221V220H211ZM229 221H230V219H229ZM25 222H28V219L26 218L25 219ZM24 222V223H25ZM159 222V221H158ZM208 222L210 223V220H208ZM207 222V223H208ZM231 222V221H230ZM263 222V221H262ZM40 223V222H39ZM132 223H134V221L132 222ZM141 223V222H140ZM139 223V224H140ZM149 223V222H148ZM204 223V222H203ZM229 223V222H228ZM27 224V223H26ZM51 224V223H50ZM50 224H45L44 222L43 223H41L40 225H41V227L43 228V230L48 234L47 235V240H46V242H45V254H46V256H48V259H47V261L46 262H49L50 264H53V263H56V264H72L73 262H74V257H70L71 255H69V257H70V260H61L60 259V255H59V249H58V246H57V239H56V234H58V232L60 231V229L58 230L57 228H56V230L55 229H53L52 227H51V225ZM130 224V223H129ZM128 224V225H129ZM201 224V223H200ZM206 224V223H205ZM211 224V223H210ZM212 224H213V222H212ZM211 224V225H212ZM21 226H22V228H23V226H26L25 224L23 225V224H20ZM125 226V228H124V230L125 231H130V229L131 230H135V228L133 227L134 226V224L131 226V225H129V226ZM199 225V224H198ZM208 226V225H207ZM207 226L205 227V225L204 224H202V225H199L198 226V228H199V230L200 229H204L205 230V233H206V228H207ZM263 226V225H262ZM58 227H61V226H58ZM237 227V226H236ZM138 228V227H137ZM136 228V229H137ZM172 228V227H171ZM256 228V227H255ZM104 229V228H103ZM102 229V230H103ZM138 230V229H137ZM209 230V229H208ZM64 231V230H63ZM63 231L61 232V233H63ZM120 231V230H119ZM201 231V230H200ZM43 232V231H42ZM70 232V231H69ZM87 232V231H86ZM141 232V231H140ZM65 233V232H64ZM106 234H108L109 235V237H107L106 238V240L105 241H103L102 240V242H101V245L99 244V246H98V248H100V247H104L105 248V254L107 253L106 252V249H108V250H110L111 251V254H112V256L110 257V259H113V260H119L121 257H122V259H126V264H142V263H144V260H145V258L147 257L146 256V253H149V257L151 256V252L153 251V248L154 247H156V245H159L160 247L161 246H163V244L165 245L166 243H167V245L170 243V241L173 239V237L172 236H170L169 235V237H168V240H165V241H163V240H158L157 238H155V236H153V234L151 235V234H142V235H136V236H132L133 235V233H132V235H126V236H124V234L122 235V236H124V237H122L121 235H120V232H116V230H106V232H105ZM128 233V232H127ZM130 233H131V231H130ZM72 234V233H71ZM139 234V233H138ZM211 234H212V232H211ZM210 234V235H211ZM60 235V234H59ZM92 236H93V234H91ZM107 235V236H108ZM135 235V234H134ZM202 235V234H201ZM200 235V236H201ZM44 236V235H43ZM61 236H63V237H67V236H69L68 235V233H67V231H66V233L65 234H62ZM208 236V235H207ZM231 234H228L227 235V237L223 240V241H225V242H229V240H230V238H231ZM1 238H0V249H11V247H12V245H14V244H16V242H17V240H19L20 238L22 239V238H24V234L23 233H21V231H20V229H17V228H15V230H13V231H11V232H9V234L8 235H3V236H0ZM83 237V236H82ZM130 237H136V238H133V239H131V241H134L133 242V249L131 250V253L129 254V255H126L125 257H123V255H124V253H122V254H119V252H118V254H117V248H119L120 246H122V245H124V243L127 241V240H130ZM93 238V237H92ZM204 238H206V237H204ZM208 238V237H207ZM210 238V237H209ZM208 238V239H209ZM60 239V238H59ZM58 239V240H59ZM197 239V238H196ZM196 239H194V238H190V239H183V238H176V239H173V241H175L176 243H177V245H179L180 246V244H184V245H186V247L184 248L186 251H188V252H191V251H193V247L191 246V243H190V241H192V240H196ZM208 239H202L201 237L200 238H198L197 240L199 241H197L199 244H201V243H204V241L205 240H208ZM213 238H210V240L211 241H213L212 240ZM20 241V240H19ZM59 242V241H58ZM259 242H261V243H263L264 244V237H258V243ZM21 243V242H20ZM97 243H99V242H97ZM64 244V243H63ZM62 245V244H61ZM65 245H66V243H65ZM70 245V244H69ZM166 245V246H167ZM15 246V245H14ZM60 246V245H59ZM144 246H148L149 247V252L147 251H145L144 249H146V247L143 249V247ZM171 246V245H170ZM176 246V245H175ZM15 247H17V246H15ZM19 247V246H18ZM66 247H67V245H66ZM103 248V249H104ZM127 248V247H126ZM15 249V248H14ZM97 249V248H96ZM71 250V249H70ZM99 250H101V248L99 249ZM126 250V249H125ZM79 251H80V249H79ZM84 251V250H83ZM121 251V250H120ZM68 252H69V250H68ZM72 252V251H71ZM77 252V251H76ZM81 252V254L82 255H80L79 256V258H80V260L78 259V262L79 263H77V264H83L84 262L86 263L88 260H86V259H84V258H86V257H88V256H86L85 254H84V252L82 253V251H80ZM79 252V253H80ZM96 252H98V251H96ZM122 252V251H121ZM130 252V251H129ZM128 252V253H129ZM146 252V253H145ZM79 253H77V254H79ZM95 253V252H94ZM182 253H185V252H182ZM71 254V253H70ZM89 254V256L91 255V253H88ZM103 254H104V252H103ZM126 254V253H125ZM191 254V253H190ZM94 255V254H93ZM148 255V254H147ZM183 255H186V254H183ZM97 256V255H96ZM100 256V255H99ZM103 256V255H102ZM101 256V257H102ZM107 255H105V257H106ZM115 256V257H114ZM261 256H264V248H262V249H260V250H258V259L257 260H255L252 264H264V259L263 258H261ZM108 257V256H107ZM103 258H104V256H103ZM148 258V257H147ZM63 259V258H62ZM77 259V258H76ZM88 259V258H87ZM61 260V261H60ZM91 260V259H90ZM90 260H89V262H90ZM98 259L97 258H93L92 259V261H93V263H95V264H98L97 262H95V261H97ZM100 260V259H99ZM91 261V262H92ZM109 261V260H108ZM120 261V260H119ZM143 261V262H142ZM76 262V261H75ZM99 262V261H98ZM101 262V261H100ZM103 262V261H102ZM105 263H106V261H104ZM145 262H146V260H145ZM208 262V261H207ZM92 263V264H93ZM109 264H110V262H108ZM46 264V263H45ZM89 264V263H88ZM100 264H102V263H100ZM107 264V263H106ZM213 264V263H212Z\"/></svg>",
  "mask_w": 264,
  "mask_h": 264
}]
</instances>
